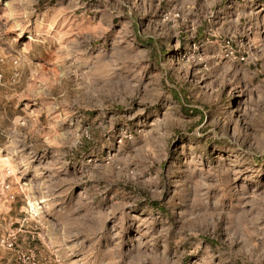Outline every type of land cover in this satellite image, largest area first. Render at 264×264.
I'll use <instances>...</instances> for the list:
<instances>
[{
	"label": "rangeland",
	"instance_id": "1",
	"mask_svg": "<svg viewBox=\"0 0 264 264\" xmlns=\"http://www.w3.org/2000/svg\"><path fill=\"white\" fill-rule=\"evenodd\" d=\"M0 264H264V0H0Z\"/></svg>",
	"mask_w": 264,
	"mask_h": 264
},
{
	"label": "built area",
	"instance_id": "2",
	"mask_svg": "<svg viewBox=\"0 0 264 264\" xmlns=\"http://www.w3.org/2000/svg\"><path fill=\"white\" fill-rule=\"evenodd\" d=\"M224 57L227 59H238V61H245V57L243 55L236 56L235 52L233 49L229 46V42L227 41L226 44L224 45Z\"/></svg>",
	"mask_w": 264,
	"mask_h": 264
},
{
	"label": "bare ground",
	"instance_id": "3",
	"mask_svg": "<svg viewBox=\"0 0 264 264\" xmlns=\"http://www.w3.org/2000/svg\"><path fill=\"white\" fill-rule=\"evenodd\" d=\"M18 32H19V31H18ZM28 33H29V32H28ZM28 33H27V34H28ZM28 35H29V34H28ZM17 36H18V37H20V36H21V33H18V35H17ZM16 38H17V37H16Z\"/></svg>",
	"mask_w": 264,
	"mask_h": 264
}]
</instances>
